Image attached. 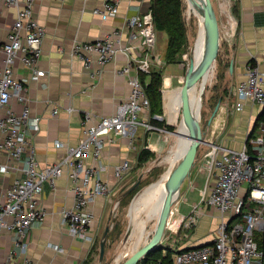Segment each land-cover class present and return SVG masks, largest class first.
Returning a JSON list of instances; mask_svg holds the SVG:
<instances>
[{"label":"built area","instance_id":"obj_1","mask_svg":"<svg viewBox=\"0 0 264 264\" xmlns=\"http://www.w3.org/2000/svg\"><path fill=\"white\" fill-rule=\"evenodd\" d=\"M36 2L0 0V7L17 8L14 24L7 37L0 41V235L4 231H16V246L24 251L29 230L47 212L42 204L46 184L55 187L63 175L71 179L74 193V203L61 210L64 225L70 233L94 243L91 227L96 214L90 205L99 196H108L113 188L111 180L103 177L105 146L116 136L125 134L133 146L136 129L159 128L152 121L158 115L152 113L151 101L139 74L150 72L151 58L156 59L153 51L157 28L150 6L127 18V30L116 28L95 40H73L70 55L82 60L88 70L99 65L100 72L118 53H125L128 61L118 73L128 76L131 92L111 115L98 116L86 111L80 142L67 145L60 161L45 165L39 162L32 137L40 130L42 117L32 111L28 93L29 83L46 75V70L39 67L46 27L36 16ZM121 2L104 0L93 11L104 17L116 16ZM17 63L29 69L28 74L17 75ZM233 93L237 110L244 109L247 103L264 107V63L251 59L246 76L238 80ZM14 99L23 103L20 111L11 106ZM59 111L60 107L55 106L53 113ZM251 131L239 148L224 141L208 140L211 147L208 165L215 178L193 210L173 222L169 218L167 227L190 230L198 226L211 207L217 210L220 219L210 240L196 247H191L194 245L191 243L189 248H177L173 253L174 264H264V111ZM56 146L65 145L57 141ZM133 168L132 158H123L114 166L115 180L121 181ZM11 173L14 176L8 183ZM9 259L3 262L0 258V264H15L13 251Z\"/></svg>","mask_w":264,"mask_h":264},{"label":"crops","instance_id":"obj_2","mask_svg":"<svg viewBox=\"0 0 264 264\" xmlns=\"http://www.w3.org/2000/svg\"><path fill=\"white\" fill-rule=\"evenodd\" d=\"M103 3L104 0H37L36 2V16L46 27L43 54L39 62V67L46 70V75L39 80L31 81L28 93L32 111L42 117L40 130L32 137L33 146L42 165L60 161L66 153L67 145L80 142L83 137V114L86 111L98 116L111 115L116 111L117 105L131 92L128 76L118 73V69L128 61L125 53H118L98 72L99 65L88 70L82 60L71 57V45L76 38L95 40L116 28L127 30V18L135 12L149 9L152 0H122L119 14L108 17L93 11ZM238 5L239 26L234 41L228 49L229 70L237 82L246 76V66L251 59L264 63V0H238ZM16 12V7L1 5L0 41L7 37L10 27L16 20ZM159 32L166 39L165 52L163 56L154 52L156 59L151 58V71H159L162 74V112L156 115L161 121L160 127H164L169 132L147 131L139 127L135 130L133 146H130V137L127 134L116 136L114 141L107 143L102 157L106 167L103 177L111 180L113 188L108 196H99L90 205V209L96 214V220L91 227V233L95 234L94 243L111 212L115 196L122 192V208L130 217V223L134 224L138 216L136 211L142 200L139 197L141 193L138 194L137 190L141 176L153 173L151 170L157 165L162 166L163 163L169 165L167 171L170 170V173L182 162L178 159L171 164L169 156L176 148V132L180 129L182 113L185 111L183 91L185 64L181 60L167 62L169 34L165 30ZM174 65L178 70L173 68ZM15 72L17 75H26L29 69L17 63ZM150 79L151 74H147L145 80L149 82ZM229 101L231 102V99ZM236 102L235 97L232 108L229 107L227 111L224 107L223 111L219 112L209 139L224 141L239 148L261 119L260 112L263 107L247 103L244 109L237 110ZM11 106L20 111L23 103L14 99ZM55 106L60 107V111L56 114L53 113ZM57 141H62L65 146L57 147ZM144 148L149 149L151 155L140 164L139 156ZM127 156L134 161V171L126 179L116 181L114 166ZM208 160L209 158H206L198 163L195 159L189 166L180 183L176 203L173 206L174 213L170 217L171 222L181 215L190 213L213 182L215 174H211ZM157 172L158 170L155 169V173ZM13 176V173L8 175V183ZM72 187L73 183L67 175L60 177L55 187L46 184L42 204L47 212L44 219L37 221L29 230L25 239L28 245L26 251L16 246L18 240L16 231H4L0 235V258L3 262L10 261L9 255L13 251L12 262L15 264L84 263L94 243L70 233L61 215L63 207L74 203ZM156 198L160 200V197ZM219 219L217 210L211 207L198 226L190 230L186 228L174 230L167 227L169 232L162 239V249L166 252L175 251L191 243L199 244L210 240Z\"/></svg>","mask_w":264,"mask_h":264},{"label":"rangeland","instance_id":"obj_3","mask_svg":"<svg viewBox=\"0 0 264 264\" xmlns=\"http://www.w3.org/2000/svg\"><path fill=\"white\" fill-rule=\"evenodd\" d=\"M211 1L218 17L219 35L211 58L207 66L200 73L196 84L201 123L200 137L202 140L196 149L193 160L196 159L198 163L205 160L210 153L211 147L209 146L208 140H210L209 138L215 128L219 112L223 111L224 107V110L228 111L229 107L232 108L234 105L235 96L233 90L237 82L229 70L230 57L228 53V49L234 41L240 21L239 15L233 12V6L236 0ZM184 15L187 24L188 40L184 44L179 57L181 62L186 66L192 63L193 49L200 38L201 25L202 23H206L203 18L201 0H184ZM165 47L166 39L161 35L159 30H157V43L153 52L163 56ZM173 68L178 70L176 65H174ZM183 116L184 113H182V119ZM157 127L159 128L154 129V131L161 133L169 132L164 127L158 125ZM176 137L177 145H179L180 137L179 135H176ZM177 145L176 148L178 147ZM172 154L169 156L171 164L175 162V157ZM168 168L169 165L163 163L162 166L157 165L153 168L151 170L153 173H146L141 176V181L138 184L137 190L138 194L141 193L139 197L142 200H140L136 211L138 212V216L134 224L130 223V217L127 215L126 210L122 208V192L115 196V201L111 205V212L106 218L89 256L84 260V264H121L133 253L153 240L158 226L159 216L156 213V209L160 204V200H157L156 197L158 195H156L152 189L155 183L164 180V176H166L165 172H167ZM155 169L158 170L157 173H155ZM133 171L134 168L124 179ZM165 178L167 180V177ZM183 210L186 211L187 209ZM107 227H109V231L105 235ZM168 232L169 230L166 229V236ZM104 238L106 239L105 255L101 259V241ZM163 251L166 252L165 249L159 248L158 251L154 252L152 258L148 259L147 263L160 264L159 261L163 259L165 255ZM137 264H142L141 260Z\"/></svg>","mask_w":264,"mask_h":264},{"label":"water","instance_id":"obj_4","mask_svg":"<svg viewBox=\"0 0 264 264\" xmlns=\"http://www.w3.org/2000/svg\"><path fill=\"white\" fill-rule=\"evenodd\" d=\"M202 9H203V18L205 19V26L207 28V50L205 51L202 59L197 63H190L185 66V75H184V101H185V111L184 116H186L187 112L192 115V130L190 136V142L188 144L187 150L183 156L182 162L176 170V177L169 189L167 195L165 196L163 206L160 211L158 226L156 235L147 244L133 253L128 259H126L121 264H137L143 257L151 254L158 248H162V239L164 237L167 222L171 215V209L176 202V198L179 192L180 183L185 176L189 166L191 165L196 149L201 143L200 131H201V123H200V111L195 104L193 97L191 95V87L197 81L202 70L207 66L212 52L217 44L218 35H219V23L218 17L215 10V7L211 0H201ZM232 68V67H231ZM264 111V107L260 114ZM259 114V115H260ZM179 133H182L177 131ZM252 131L249 132L247 139L250 137ZM109 227L106 228L105 235L108 233ZM105 245L106 239L104 238L101 241V251L100 257L101 259L105 255ZM198 244L191 245V247H196ZM190 246H185L184 248H189Z\"/></svg>","mask_w":264,"mask_h":264},{"label":"trees","instance_id":"obj_5","mask_svg":"<svg viewBox=\"0 0 264 264\" xmlns=\"http://www.w3.org/2000/svg\"><path fill=\"white\" fill-rule=\"evenodd\" d=\"M153 10L156 28L159 30H165L169 34L168 48H167V62H176L180 59V54L184 44L187 42V24L184 15V0H152L150 5ZM233 12L239 15L240 10L238 0H236L233 6ZM255 62V59H252ZM147 74H151L149 82L145 80ZM142 81L144 82L150 101L153 115L161 114L162 112V74L159 71H151L149 73L140 72ZM263 114V113H262ZM152 121L160 126L161 121L153 117ZM258 122L255 124L257 126ZM151 155V151L144 148L139 156L140 164L145 162ZM159 249V248H158ZM141 259L142 264H148V259L152 258L154 252ZM162 249V248H160ZM174 250H167L163 252L164 257L159 261L160 264H174L173 260ZM84 264V263H83Z\"/></svg>","mask_w":264,"mask_h":264},{"label":"bare ground","instance_id":"obj_6","mask_svg":"<svg viewBox=\"0 0 264 264\" xmlns=\"http://www.w3.org/2000/svg\"><path fill=\"white\" fill-rule=\"evenodd\" d=\"M207 50V28L204 23L201 25L200 29V38L196 42L194 49H193V57H192V63L197 64L203 57L205 51ZM197 81L192 85L191 87V95L193 97V100L195 104L198 106V95H197ZM199 110V109H198ZM180 132H176L177 135L180 137L179 145L178 147L173 151L174 159L175 161H178V159H183V156L187 150L188 144L190 142V136H191V130H192V115L191 113L187 112L186 116H183L182 123L180 125ZM178 130V131H179ZM178 168V167H177ZM176 170L170 172L168 170L166 172V176H164V180L162 182L157 183L153 186V191L156 193V195L160 196V204L157 206L156 213L158 216L160 215L161 208L164 203L165 196L167 195L169 189L171 188V185L176 177ZM167 177V180L166 178ZM146 231V229H145Z\"/></svg>","mask_w":264,"mask_h":264}]
</instances>
